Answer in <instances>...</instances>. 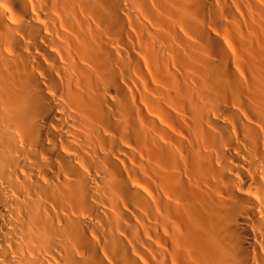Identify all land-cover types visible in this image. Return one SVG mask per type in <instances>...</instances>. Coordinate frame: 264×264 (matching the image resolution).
Returning a JSON list of instances; mask_svg holds the SVG:
<instances>
[{
	"label": "bare ground",
	"instance_id": "6f19581e",
	"mask_svg": "<svg viewBox=\"0 0 264 264\" xmlns=\"http://www.w3.org/2000/svg\"><path fill=\"white\" fill-rule=\"evenodd\" d=\"M0 264H264V0H0Z\"/></svg>",
	"mask_w": 264,
	"mask_h": 264
}]
</instances>
